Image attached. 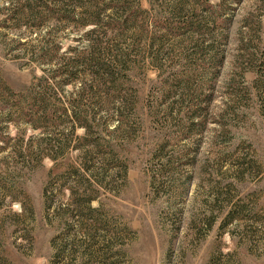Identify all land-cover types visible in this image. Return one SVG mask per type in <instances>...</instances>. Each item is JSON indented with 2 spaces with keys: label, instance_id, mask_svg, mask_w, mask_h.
I'll list each match as a JSON object with an SVG mask.
<instances>
[{
  "label": "rangeland",
  "instance_id": "1",
  "mask_svg": "<svg viewBox=\"0 0 264 264\" xmlns=\"http://www.w3.org/2000/svg\"><path fill=\"white\" fill-rule=\"evenodd\" d=\"M99 7L0 0V264H264V0Z\"/></svg>",
  "mask_w": 264,
  "mask_h": 264
},
{
  "label": "trees",
  "instance_id": "2",
  "mask_svg": "<svg viewBox=\"0 0 264 264\" xmlns=\"http://www.w3.org/2000/svg\"><path fill=\"white\" fill-rule=\"evenodd\" d=\"M84 0H61V4L65 5V9H61L59 11H67L68 15L72 19H80L82 24H94L98 26L100 13L103 11L102 8L99 7V4L102 3L103 0H86L87 4H84ZM69 7V9H68ZM80 10V11H78ZM30 15H34L31 10H29ZM83 14V18L81 17ZM84 19V20H82ZM94 32V30H93ZM105 35V33H103ZM92 43L93 54L90 58L82 62V65H89L94 62L97 63V55L108 54V51L105 50L103 45V41H90ZM94 55V56H93ZM79 64L74 63L73 67H79ZM58 75L66 77V80H72L74 77L79 75L78 72H74L73 69H61L58 72ZM43 111L46 112V108L42 107ZM46 114V113H45ZM80 121V120H78ZM80 123V122H79Z\"/></svg>",
  "mask_w": 264,
  "mask_h": 264
}]
</instances>
